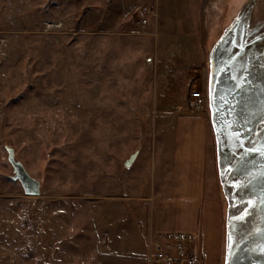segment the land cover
I'll list each match as a JSON object with an SVG mask.
<instances>
[{"label":"rangeland","instance_id":"obj_1","mask_svg":"<svg viewBox=\"0 0 264 264\" xmlns=\"http://www.w3.org/2000/svg\"><path fill=\"white\" fill-rule=\"evenodd\" d=\"M246 1L0 0V264H150L163 234L137 233L162 197V117L192 103L214 138L208 49ZM225 221L215 150L195 264H223Z\"/></svg>","mask_w":264,"mask_h":264},{"label":"water","instance_id":"obj_2","mask_svg":"<svg viewBox=\"0 0 264 264\" xmlns=\"http://www.w3.org/2000/svg\"><path fill=\"white\" fill-rule=\"evenodd\" d=\"M257 3L240 7L207 54L209 120L226 202L223 264H264V16L257 18ZM7 150L15 179L38 196L40 182Z\"/></svg>","mask_w":264,"mask_h":264},{"label":"crops","instance_id":"obj_3","mask_svg":"<svg viewBox=\"0 0 264 264\" xmlns=\"http://www.w3.org/2000/svg\"><path fill=\"white\" fill-rule=\"evenodd\" d=\"M192 105L186 101L177 105L175 114L167 112L168 116L162 117L163 127L158 132L162 197L140 218L139 239L178 232L191 233L196 241L200 236L204 184L214 175L215 141L206 115ZM165 122L171 126L166 128ZM139 199L146 208L148 197Z\"/></svg>","mask_w":264,"mask_h":264},{"label":"built area","instance_id":"obj_4","mask_svg":"<svg viewBox=\"0 0 264 264\" xmlns=\"http://www.w3.org/2000/svg\"><path fill=\"white\" fill-rule=\"evenodd\" d=\"M191 98L196 105L202 106L206 101L201 91L192 92ZM195 235L178 232L170 235H158L149 241L150 264H195L196 259L190 248Z\"/></svg>","mask_w":264,"mask_h":264},{"label":"bare ground","instance_id":"obj_5","mask_svg":"<svg viewBox=\"0 0 264 264\" xmlns=\"http://www.w3.org/2000/svg\"><path fill=\"white\" fill-rule=\"evenodd\" d=\"M57 27V26H56ZM138 156H139V154H138ZM136 161V160H135Z\"/></svg>","mask_w":264,"mask_h":264}]
</instances>
